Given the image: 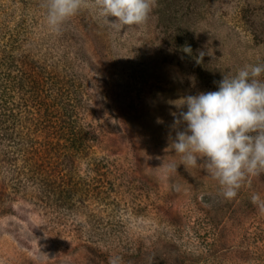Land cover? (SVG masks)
Wrapping results in <instances>:
<instances>
[{"label": "rangeland", "instance_id": "obj_1", "mask_svg": "<svg viewBox=\"0 0 264 264\" xmlns=\"http://www.w3.org/2000/svg\"><path fill=\"white\" fill-rule=\"evenodd\" d=\"M41 2L0 0V50L82 57L86 104L74 117L91 148L59 207L0 179V264H264V172L225 199L202 160L185 167L170 147L181 98L264 64V0H157L122 30L82 8L59 31ZM13 91L0 76V103Z\"/></svg>", "mask_w": 264, "mask_h": 264}, {"label": "trees", "instance_id": "obj_2", "mask_svg": "<svg viewBox=\"0 0 264 264\" xmlns=\"http://www.w3.org/2000/svg\"><path fill=\"white\" fill-rule=\"evenodd\" d=\"M15 48L0 50L1 81L19 94L13 101L3 95L0 103V179L13 183L14 193L33 194L34 205L52 199L59 207L77 195V155L91 148L88 131L75 120L86 104L85 78L77 70L82 57L65 53L51 61Z\"/></svg>", "mask_w": 264, "mask_h": 264}, {"label": "clouds", "instance_id": "obj_3", "mask_svg": "<svg viewBox=\"0 0 264 264\" xmlns=\"http://www.w3.org/2000/svg\"><path fill=\"white\" fill-rule=\"evenodd\" d=\"M157 0H42L45 23L53 31L82 8L103 18L107 26L122 30L144 24ZM109 17H115L110 21ZM185 52L190 53L187 48ZM204 53L200 54L202 59ZM264 64L245 65L234 76H223L216 91L180 99L171 129L170 147L182 164L197 165L218 181L221 194L232 199L248 175L264 172ZM186 108V111L184 110ZM256 200V197H253ZM109 264H116L110 259Z\"/></svg>", "mask_w": 264, "mask_h": 264}]
</instances>
